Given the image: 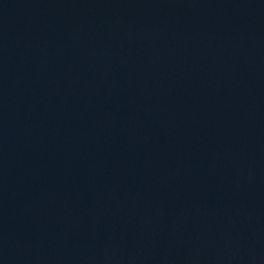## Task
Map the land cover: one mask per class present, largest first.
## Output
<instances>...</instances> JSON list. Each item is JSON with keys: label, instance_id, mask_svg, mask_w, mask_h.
Wrapping results in <instances>:
<instances>
[{"label": "water", "instance_id": "95a60500", "mask_svg": "<svg viewBox=\"0 0 264 264\" xmlns=\"http://www.w3.org/2000/svg\"><path fill=\"white\" fill-rule=\"evenodd\" d=\"M0 264H264V0H0Z\"/></svg>", "mask_w": 264, "mask_h": 264}]
</instances>
